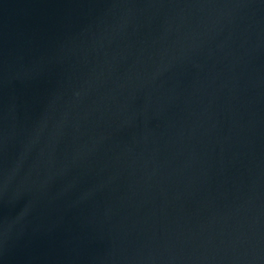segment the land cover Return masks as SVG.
<instances>
[{
  "label": "water",
  "instance_id": "95a60500",
  "mask_svg": "<svg viewBox=\"0 0 264 264\" xmlns=\"http://www.w3.org/2000/svg\"><path fill=\"white\" fill-rule=\"evenodd\" d=\"M0 264H264V0H0Z\"/></svg>",
  "mask_w": 264,
  "mask_h": 264
}]
</instances>
